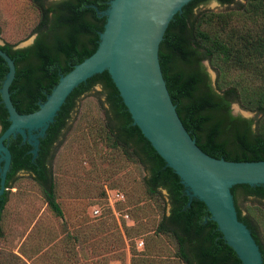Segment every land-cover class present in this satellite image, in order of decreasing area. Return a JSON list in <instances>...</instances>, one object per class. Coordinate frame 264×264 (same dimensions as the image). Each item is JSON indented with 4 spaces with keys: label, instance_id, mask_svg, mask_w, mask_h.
I'll return each mask as SVG.
<instances>
[{
    "label": "trees",
    "instance_id": "1",
    "mask_svg": "<svg viewBox=\"0 0 264 264\" xmlns=\"http://www.w3.org/2000/svg\"><path fill=\"white\" fill-rule=\"evenodd\" d=\"M209 1L219 5L237 3L239 7L217 13L198 9ZM108 2L31 0L38 16L32 43L16 49L7 43L0 46L18 64L20 82L12 96L19 114L37 110L59 76L93 53L104 24L97 12L105 10ZM204 61L215 72L214 85L203 67ZM162 68L180 121L201 152L231 162L264 160V0H206L191 7L172 28ZM6 72L0 58V86ZM95 86L100 88L97 94L103 97L101 104L105 108L103 122L93 133L97 132L107 149L142 168L143 197L152 200V208L141 206L139 211L143 218L147 213L158 216L153 232L173 240L183 264H240L209 219L206 208L192 209L190 202L186 206L185 188L132 125L109 76L74 95L49 140L41 138L45 142L42 162L37 155L31 160L26 142L14 139L7 144V150L15 153L11 185L18 173L29 175L41 187L49 211L62 217L52 186L54 147L71 121L77 100ZM232 103L253 112L254 119L233 116ZM8 124L0 100V134ZM11 185L0 195V225ZM234 194L236 204L238 198L264 201V192L257 195L238 190ZM237 209L240 222L257 236L264 251L257 228L248 216L241 214L238 205ZM101 217L100 213L95 218ZM130 219L132 224L122 225V233L132 228L134 222Z\"/></svg>",
    "mask_w": 264,
    "mask_h": 264
},
{
    "label": "water",
    "instance_id": "2",
    "mask_svg": "<svg viewBox=\"0 0 264 264\" xmlns=\"http://www.w3.org/2000/svg\"><path fill=\"white\" fill-rule=\"evenodd\" d=\"M204 1L109 0L97 12L104 24L93 53L60 75L44 102L28 114H19L12 96L20 82L18 64L0 50L7 68L0 100L9 123L0 134V195L15 175V153L7 144L26 142L31 160L37 155L42 162L41 138L49 140L74 95L109 76L132 125L185 188L186 206L206 208L240 264H264L257 236L239 220L234 194L264 192V160L231 162L201 152L180 121L162 68L173 26ZM33 39L14 48L27 47Z\"/></svg>",
    "mask_w": 264,
    "mask_h": 264
},
{
    "label": "rangeland",
    "instance_id": "3",
    "mask_svg": "<svg viewBox=\"0 0 264 264\" xmlns=\"http://www.w3.org/2000/svg\"><path fill=\"white\" fill-rule=\"evenodd\" d=\"M238 7L237 3L209 1L198 9L217 13ZM37 17L31 0H0V44H25L34 36ZM203 67L214 85L215 72L207 61ZM99 91L95 86L77 100L71 121L54 147L52 186L62 217L46 207L36 182L18 173L2 212L0 264H183L173 240L153 232L158 216L147 213L143 218L139 211L141 206L152 208V200L143 197L142 168L107 149L97 132L93 133L104 117ZM230 110L233 116L255 117L238 103H232ZM105 186L124 195L121 209L133 219L131 229L138 231L119 230L100 195ZM160 193L165 195L162 190ZM237 205L241 214L251 219L264 245V217H260L264 201L238 198ZM91 206L101 209V218L91 216ZM137 241L142 242L140 249Z\"/></svg>",
    "mask_w": 264,
    "mask_h": 264
},
{
    "label": "built area",
    "instance_id": "4",
    "mask_svg": "<svg viewBox=\"0 0 264 264\" xmlns=\"http://www.w3.org/2000/svg\"><path fill=\"white\" fill-rule=\"evenodd\" d=\"M105 209L111 214L114 218L119 230L122 232V225L129 226L132 224L130 216L122 211V207L125 206L124 195L115 190L104 188V197L102 198ZM91 216L97 217L101 213V209L98 206L90 207ZM142 247V242H136V248L140 249Z\"/></svg>",
    "mask_w": 264,
    "mask_h": 264
}]
</instances>
